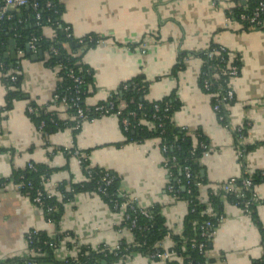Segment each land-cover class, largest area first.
Instances as JSON below:
<instances>
[{
  "label": "crops",
  "instance_id": "crops-1",
  "mask_svg": "<svg viewBox=\"0 0 264 264\" xmlns=\"http://www.w3.org/2000/svg\"><path fill=\"white\" fill-rule=\"evenodd\" d=\"M233 1L61 2V20L74 37L94 34L102 38L83 59L93 72L87 107L105 101L121 84L139 75L149 82L148 101L175 92L181 107L173 116L174 123L194 142L197 133L207 139L208 151L199 159L200 175L207 182L199 187L203 202L208 190L216 191L231 178L264 174V30L244 31L239 24L227 21L225 11ZM40 32L47 39L54 36L49 26ZM212 44L237 55L241 64L239 75L231 82L235 99L228 108L227 127L218 122L210 96L198 87L201 60L197 56L188 55L184 70L172 74L179 53H196ZM5 53H9V42ZM47 58L42 53L37 60L27 54L8 59L16 65L22 94L9 109H4L7 92L0 72V182L5 180L0 183L5 184L0 187V264L26 258L25 235L30 231L44 233L52 241L62 236L52 250V262L47 264L75 257V243L112 249L121 240L133 242L131 233L121 228L122 212L110 209L97 194H75L62 205L60 219L54 223L48 222L11 180L14 172L24 170L29 163L43 165L49 170L44 190L61 202L60 183L84 181L74 151L87 153L92 167L113 173L120 192L134 198L138 208H158L168 229L160 247L168 251L173 246L172 237L182 232L188 203L173 200L166 190L169 175L163 167L160 141L126 142L113 115L85 121L75 135L69 128L40 132L26 113L30 104L54 113L60 122L71 120L67 110L52 100L58 77L45 66ZM244 125L248 127L245 137L236 145L233 132ZM241 145L249 151L240 160L237 151ZM255 195V212L264 228V180L255 186ZM206 213L212 214L210 207ZM210 242L205 254L210 264H252L263 253L261 236L250 216L227 202ZM171 259L177 260L174 255ZM125 263L163 264L139 253L128 256Z\"/></svg>",
  "mask_w": 264,
  "mask_h": 264
},
{
  "label": "trees",
  "instance_id": "trees-1",
  "mask_svg": "<svg viewBox=\"0 0 264 264\" xmlns=\"http://www.w3.org/2000/svg\"><path fill=\"white\" fill-rule=\"evenodd\" d=\"M264 0H235L234 7L225 11L227 18L234 22H240V15H245L250 18L255 13L259 2ZM63 13L62 3L57 4L54 10L43 13V26H49L54 31L53 39H47L41 35L40 28L35 27L34 13L30 8H24L21 11V19L24 23L18 24V15L15 19L3 24L4 31L0 32V53L4 56L7 49L9 39L14 41L15 46L25 53V46L27 41L32 37H38V50L47 54L48 58L45 61V66L55 70L58 77V82L53 93L59 99L55 101V105L60 103V99L66 98L68 101L79 99L78 106L83 111L85 121L100 118L102 116L115 115L117 117L122 134L126 142H144L148 139H158L160 141V150L162 146H166L167 151L163 153L165 168L169 174V184L174 187V192L169 193L170 196H177L178 200H184L188 203V213L184 219L182 232L180 235L173 236V246L164 251L160 247V243L167 235L168 229L165 226V221L158 212V208L140 209L136 206L135 212L128 211L130 218L123 220L121 228L130 229L133 238L132 243H127L121 240L118 243L119 249L110 250L104 245H99L96 248L90 246L79 245L77 247L76 255L73 258L56 264H126L128 256L139 253L152 261H158L156 257H151L153 254H162L164 252L172 253L178 260H171L166 264H210V260L206 258L203 253L198 250V245L204 243L205 250L210 248V238L201 237L200 226L209 221L212 224V229L208 230V234L212 235L217 224L220 222L223 213V203L235 205L238 208H243L244 204L248 203V215L252 222L256 225L258 232L262 239L263 253L262 256L255 260L252 264H264V228L260 223L255 212L256 202L252 199V192L250 190L241 189L240 194L235 192L225 193L221 188L216 191H207V201L200 200L199 185H205L207 182L205 178L201 177L200 157L208 151L207 139L200 133L195 134L196 141L183 128L178 127L174 121V114L180 109L181 103L172 92L166 97L158 101H148L146 95L148 93L149 82L143 75H139L121 84L118 89L111 93L109 97L99 102L93 107L85 105V99L89 96V87L92 86V69L84 63L85 54L94 49L97 44L102 41V38L94 34H88L81 38L73 36L70 27H68L62 20ZM49 19V22L47 20ZM264 23V7L259 12L256 21L253 24L247 21L241 22L244 31L264 30L262 24ZM42 26V27H43ZM68 27V32L64 28ZM54 50L56 53H54ZM217 52V54H214ZM212 54V56H210ZM188 55L197 56L201 60V68L198 75V87L206 95L210 96L211 107L216 105V98L212 97L214 94L220 93V97L226 94L231 89L229 77L227 76V65L237 69V76L240 73V59L237 55H233L217 44L210 45L206 50L196 53H179L177 61L172 69V74H176L185 68V59ZM4 58V57H3ZM6 71L16 68L15 63L4 59ZM217 74V76H215ZM72 75V77H70ZM74 78H78L81 83L74 82ZM2 83L6 88V106L4 109H9L15 100H19L22 94L19 92L20 77H16L15 82L10 81L9 76L3 75ZM208 84V89L204 88V84ZM235 96L227 102L219 104V111L216 112L218 122L224 127L228 126V108L234 102ZM69 103V102H68ZM67 108V112L71 117L68 122H60L54 113L46 112L45 109L39 108L34 104L27 107L34 110L31 114L27 111V115L31 118L36 127L40 122L44 123L42 132L56 131L64 128L72 129L73 135L78 133L79 129H73L76 125V119L72 118L77 115V109L74 107ZM227 106V107H226ZM98 108L107 110L104 111ZM126 122V127L122 122ZM148 124H152L150 129ZM247 126L238 132H233V138L236 145L238 140L245 137ZM242 155L244 156L249 148L238 146ZM86 159L80 160V169L86 181L73 183L62 182L57 189L61 194V202H58L55 197L47 198L43 192V183L48 178L49 170L43 165L32 164V168L25 167L24 170L16 171L12 174V179L16 184L22 185L20 192L26 194L32 201L37 192L43 193V203L45 208L43 214L46 220L57 223L62 212V205L69 202L77 193H93L97 194L110 209L119 211L116 205L124 202L119 189L118 178L103 169L92 167L89 162L87 153H84ZM241 160V159H240ZM188 168L191 177H185L184 169ZM107 175L111 179L109 185L101 183V179ZM251 180L252 188L264 180V174L254 173L252 176L242 175L235 179V186L242 187V183L246 179ZM5 181V180H4ZM4 181L0 182L3 183ZM221 186V185H220ZM219 186V187H220ZM104 190L102 194L100 192ZM46 207H54V211L48 213ZM210 207L212 214H207L206 209ZM145 211L146 215L141 214ZM134 220V227L131 228V222ZM62 236H59L54 242H59ZM33 247L40 249V256L35 258H23L9 261L13 264H25L31 261L33 264H47L52 262V249L48 247L50 240L44 233L36 232L33 236ZM126 249V251H124Z\"/></svg>",
  "mask_w": 264,
  "mask_h": 264
},
{
  "label": "built area",
  "instance_id": "built-area-1",
  "mask_svg": "<svg viewBox=\"0 0 264 264\" xmlns=\"http://www.w3.org/2000/svg\"><path fill=\"white\" fill-rule=\"evenodd\" d=\"M61 2H62V0H0V32L1 31H4L3 24H5L6 22H9V21L15 19V16L16 15H18V17H19L17 19V22L16 23H18V24L24 23L25 20L24 19H21V16H20L21 15L20 12L24 8H30L33 11V13H34V20H35V27L36 28H42V26H43V13H47V12H50V11L54 10V8L56 7V5L57 4H60ZM233 7H234V5L230 6L227 10H229V9H231ZM263 7H264V1L259 2L258 7L256 8L255 13H253V16L252 17L248 18L245 15H240V18H239L240 19L239 20L240 22H235V23L239 24L241 27H242L241 22H244V21H247L248 23L253 24L256 21L259 12L263 10ZM227 21L234 22L230 18H227ZM47 22H49V19L47 20ZM43 27H45V26H43ZM262 27H264V23L262 24ZM68 30H69L68 27L64 28V31L65 32H68ZM51 39H53V38H51ZM38 43H39V38L38 37H35V36H32L27 41L26 46H28V48H29V50H30L31 53L36 54L37 51H38ZM15 51H16V48H15ZM17 51H18V53H17ZM17 51H16V54H18V55H22L23 54V51L21 49H18L17 48ZM54 53H56L55 50H54ZM214 54H217V52H214ZM210 56H212V54H210ZM5 67L6 66H5V63H4V58H3V56L0 53V72L1 73H3V71L5 70ZM227 71H228L227 72V76L229 77V82H230L229 84H230V87H231L232 80L237 77V69L235 67L230 66V63H228V65H227ZM3 75L9 76L10 77V81L11 82H15L16 81V77L18 76V72L16 70L10 69V70L6 71V73L3 74ZM215 76H217V74H215ZM70 77H72V75ZM74 82L77 83V84H80L81 83V81L78 78H74ZM204 88L206 90L208 89V84L207 83L204 84ZM233 95H234V93L232 91V87L222 97H220V93H219V95L217 93L214 94L212 97H215L216 98V105L213 106V107H211L212 110H213V112L214 113L218 112L219 111V104L220 103H223L224 105H226L227 102L232 99ZM58 99L59 98L57 96H55V95L52 98V100L54 102L57 101ZM68 102L71 103L70 104V107H74V108L77 109V111H76L77 115L75 117H73L72 119L73 120L76 119V121H77L76 122V125H75V127L73 129H79V128H81L82 124L85 122V116L83 115V111L78 106L79 99L78 98H76L75 100H71L70 99L68 101L64 97V98L60 99L59 105H61L65 109H67V108H69V103ZM98 109L101 110V111H104L105 114L108 113V111L107 110H103V108H98ZM27 111L29 113H31V114L34 112V110L31 109V108H29V107H27ZM113 116H115V115H113ZM122 124L125 127L127 125L125 121H123ZM148 126H149L150 129L152 128V124H148ZM43 127H44V123L43 122H40V124L37 127V129L40 132H42ZM242 129H243V127L242 128H238L237 131L240 132ZM166 151H167L166 146H162L161 147L162 154L163 153H166ZM237 152H238V158L239 159H242L243 155H242L241 151L238 150ZM73 155L78 159L79 166H80V160L81 159H86L85 154L79 153L77 151H74L73 152ZM163 162H164V160H163ZM27 167L31 169L32 168L31 163H29L27 165ZM163 167L165 168V164L163 165ZM165 170L167 171L166 168H165ZM184 171H185V177L187 179H189L191 177V174H190L188 168H185ZM83 179H84V181H86L87 180V177H84ZM235 179L236 178H231V179L225 181L224 183L221 184V186L218 189L221 188L225 193L235 192V193H237V195H242V194H240V191H241V189L243 187L246 190H250V188H251L252 199L254 201H256L255 188L254 187L252 188L251 180L248 178V179H246V180L243 181L242 187H236L235 186V183H234L235 182ZM101 183H103L104 185H109L111 183V179L108 178L107 175H105L101 179ZM4 185L5 184H0V187H4ZM22 187L23 186L22 185H19V184L17 186V188H18L19 191L21 190ZM198 187H200L199 184H198ZM166 190H167L168 194L175 191L174 190V187L171 184H169V182L167 184ZM43 192L47 195V198L53 197L52 194H50V193H48V192H46L44 190V184H43ZM100 192L103 194L104 193V190H101L100 189ZM121 196L124 198V202H122L119 205H116L115 207L118 208V210L120 212H122V216H123L122 218H123V220H128L130 218V216L128 214V211L135 212L137 205H136L135 199L132 198L130 195L121 192ZM42 197H43V193L42 192H37L36 196L34 197V199H32L31 202L38 209H40L43 212V209L45 208V206H44ZM171 197H172L173 200H178V198H177L176 195L175 196H171ZM54 210H55L54 207H46V211L48 213H51ZM242 210L246 214H248V203L247 202L244 204V207L242 208ZM140 211H141V214L146 215L145 211H143V210H140ZM221 219L222 218H220V220ZM47 221L48 222H51L48 219H47ZM133 227H134V220H132V222H131V228H133ZM210 229H212V224L209 221L203 223L200 226V228H199L201 237L206 238V239L210 238L211 235L208 234V230H210ZM127 230L130 232V229H127ZM35 234H36L35 231H30V232L26 233V235H25L26 258H35V257H38V256L41 255L40 254V249L33 247V245H34L33 236ZM58 245H59L58 242H54V241L48 243V247L50 249H52V250L53 249H56L58 247ZM79 245H81V244H78V243H75L74 244V246L76 248V251H77V247ZM205 247H206V245L204 243H200L198 245L199 252L200 253H203L204 255L207 252L205 250ZM117 249H119V246L118 245L116 247L110 249V250H117ZM124 251H126V249H124ZM172 255H174V254L164 252L162 254H157V253L156 254H153V255H151V257H156L157 259L161 260L163 264H166V262L172 260L171 259V256ZM176 259L180 262V259H178V258H176ZM25 264H33V263L31 261H28ZM117 264H120V262H118Z\"/></svg>",
  "mask_w": 264,
  "mask_h": 264
},
{
  "label": "water",
  "instance_id": "water-1",
  "mask_svg": "<svg viewBox=\"0 0 264 264\" xmlns=\"http://www.w3.org/2000/svg\"><path fill=\"white\" fill-rule=\"evenodd\" d=\"M25 53L27 55H30L31 58H33L34 60H37L38 58L41 59L42 58V52L41 51H37L36 54H32L28 48V46L25 47ZM4 59L8 60L9 58L12 60H16L17 59V54L15 51V45H14V41L11 39L9 41V53H4Z\"/></svg>",
  "mask_w": 264,
  "mask_h": 264
}]
</instances>
